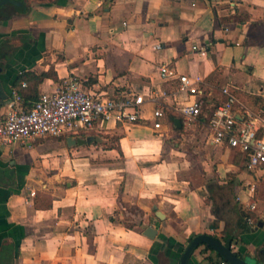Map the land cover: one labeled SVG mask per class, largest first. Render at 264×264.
<instances>
[{
  "label": "crops",
  "instance_id": "1",
  "mask_svg": "<svg viewBox=\"0 0 264 264\" xmlns=\"http://www.w3.org/2000/svg\"><path fill=\"white\" fill-rule=\"evenodd\" d=\"M167 62L203 79L204 123L226 84L255 109L264 99V0H46L0 23V121L13 89L31 105L69 76L104 95L134 88L166 112L161 130L148 101L137 123L0 147V264H179L201 233L264 264V219L246 221V155L212 144L203 122L187 127L160 96L178 85L160 75ZM256 175L259 213L264 168ZM219 256L201 244L188 264H221Z\"/></svg>",
  "mask_w": 264,
  "mask_h": 264
},
{
  "label": "built area",
  "instance_id": "2",
  "mask_svg": "<svg viewBox=\"0 0 264 264\" xmlns=\"http://www.w3.org/2000/svg\"><path fill=\"white\" fill-rule=\"evenodd\" d=\"M157 43L155 48H161ZM200 55H207L206 48L192 47ZM162 78L178 80L172 93H161V97L173 99V109L181 116L187 127L200 124L204 115L206 86L200 75L191 76L180 73L172 63L160 66ZM27 82L22 81L21 87ZM226 84L220 87L223 99L215 106L209 119L203 124L207 128L209 141L214 145H227L246 155V169L254 175L247 183L251 211L246 221L257 226L259 218L264 219V203L258 213L254 200L257 191V171L264 168V106L251 109L242 104L233 90ZM189 100L178 104V99ZM148 101L156 103L153 110V127L163 129L166 116L162 103L156 97H146L144 92L119 90L116 94L104 95L84 89L75 77H64L53 90L42 91L31 105L25 101L22 93L13 89L6 101V112L0 121V147L25 143L33 138L57 136L64 131L88 133L95 129L108 127L111 121L116 123H137L144 119V108ZM240 200V197H237ZM221 264H228L224 261Z\"/></svg>",
  "mask_w": 264,
  "mask_h": 264
},
{
  "label": "water",
  "instance_id": "3",
  "mask_svg": "<svg viewBox=\"0 0 264 264\" xmlns=\"http://www.w3.org/2000/svg\"><path fill=\"white\" fill-rule=\"evenodd\" d=\"M175 122L179 125L180 119H176ZM156 233L157 230L154 227H148L145 230V234L151 238H153ZM201 244L208 245L212 250L220 254L230 264H261L254 262L250 258L241 257L232 249L231 243L223 242L219 238L206 233L198 234L190 240L188 246L181 255L179 264H188L192 252Z\"/></svg>",
  "mask_w": 264,
  "mask_h": 264
},
{
  "label": "trees",
  "instance_id": "4",
  "mask_svg": "<svg viewBox=\"0 0 264 264\" xmlns=\"http://www.w3.org/2000/svg\"><path fill=\"white\" fill-rule=\"evenodd\" d=\"M22 1L21 5H16L14 4V2H8V3H2V0H0V23H2L3 21L9 19L12 15L14 14H23V13H26L27 10L29 9L30 7V4L32 2H45L44 0H20ZM52 2H55V0H51ZM47 75V73H42L40 75H36L35 77H37V79H42L43 77H45ZM26 77V74H23L22 75V81H25V78ZM20 81V83L22 82ZM234 92L236 93V95L239 97V94L236 90V88L234 87L233 88ZM23 95V94H22ZM24 97V96H23ZM240 98V97H239ZM247 98V97H246ZM256 100V107L255 109H258L259 107H261L262 103H264V99H261V98H258V97H255ZM259 104V105H257ZM215 108V107H214ZM213 110L210 112V115L212 114ZM91 132V131H90ZM238 255H240L241 257H245L244 255L238 253ZM219 258L221 259V261H224L228 264H230L228 261H226L221 255L219 256Z\"/></svg>",
  "mask_w": 264,
  "mask_h": 264
},
{
  "label": "flooded vegetation",
  "instance_id": "5",
  "mask_svg": "<svg viewBox=\"0 0 264 264\" xmlns=\"http://www.w3.org/2000/svg\"><path fill=\"white\" fill-rule=\"evenodd\" d=\"M8 2H14V4H16V5H21L23 3L20 0H2V3H8Z\"/></svg>",
  "mask_w": 264,
  "mask_h": 264
},
{
  "label": "rangeland",
  "instance_id": "6",
  "mask_svg": "<svg viewBox=\"0 0 264 264\" xmlns=\"http://www.w3.org/2000/svg\"><path fill=\"white\" fill-rule=\"evenodd\" d=\"M200 165V163H199ZM198 178V182H201L202 181V178L201 177H197Z\"/></svg>",
  "mask_w": 264,
  "mask_h": 264
}]
</instances>
